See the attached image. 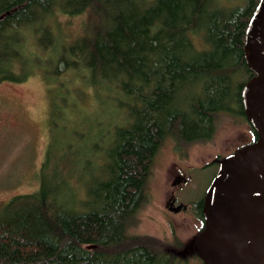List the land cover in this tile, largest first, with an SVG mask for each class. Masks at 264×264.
<instances>
[{"label": "trees", "instance_id": "obj_1", "mask_svg": "<svg viewBox=\"0 0 264 264\" xmlns=\"http://www.w3.org/2000/svg\"><path fill=\"white\" fill-rule=\"evenodd\" d=\"M231 1L0 0V82H24L31 72L23 67L36 61L34 52L55 51L40 72L45 82L48 75L61 86L55 64L62 61L64 71L88 80L90 89L94 77L107 82L122 97L111 105L125 112L114 122L99 179L82 190L72 189L67 176H41L34 191L0 207V264L182 262L159 242L128 230L164 138L205 142L217 113L242 114L239 91L252 77L242 59L243 31L257 0ZM83 11L101 17L104 27L66 44L56 15ZM58 102L63 110L76 108L75 100Z\"/></svg>", "mask_w": 264, "mask_h": 264}, {"label": "rangeland", "instance_id": "obj_2", "mask_svg": "<svg viewBox=\"0 0 264 264\" xmlns=\"http://www.w3.org/2000/svg\"><path fill=\"white\" fill-rule=\"evenodd\" d=\"M228 3L232 6L236 2ZM55 23L66 44L104 27L102 18L92 11L76 15L61 13L56 15ZM26 44L29 51L33 50L30 41ZM33 55L36 61L23 67V71L31 72L24 82H0V207L13 196L34 191L41 176L48 179L58 174L67 176L71 188L82 190L88 182L90 185L92 180L99 179L97 168L114 122L125 115L122 108L111 105L112 100L119 101L122 97L104 80L92 78L90 89L88 80L78 82V75L64 71V62L58 61L55 64L59 71L57 81L61 82L58 88L47 79L50 76L45 77L46 83L40 73L47 69L44 61L55 60L56 52L46 55L35 51ZM59 98L60 101L64 98L67 104L75 100L76 108L70 110L71 105H66L63 110ZM236 124L237 127L232 114L220 112L214 117L213 133L208 141L183 143L173 137L164 138L152 156L144 183V201L129 234L159 242L164 250L180 256L179 264H199L191 254L197 223L190 214L169 213L164 208L165 200L172 190L180 200L197 199L210 175L200 167L228 154L236 138L239 139V131L247 130L244 123ZM46 153L49 162L41 170ZM177 172L189 177L182 188L189 187L180 194V189L171 185Z\"/></svg>", "mask_w": 264, "mask_h": 264}, {"label": "water", "instance_id": "obj_3", "mask_svg": "<svg viewBox=\"0 0 264 264\" xmlns=\"http://www.w3.org/2000/svg\"><path fill=\"white\" fill-rule=\"evenodd\" d=\"M252 73L239 91L252 143L222 157L201 204L202 228L191 244L201 264H264V0H257L242 39Z\"/></svg>", "mask_w": 264, "mask_h": 264}, {"label": "flooded vegetation", "instance_id": "obj_4", "mask_svg": "<svg viewBox=\"0 0 264 264\" xmlns=\"http://www.w3.org/2000/svg\"><path fill=\"white\" fill-rule=\"evenodd\" d=\"M239 105H240V99H239ZM233 112L231 111V113H228V114H232L233 123H234L235 127H237L236 123H237V121H239V122H242V123H244L246 125L247 130L239 131V134H238L239 139L236 138V143H235L234 146H232L230 148L231 150H230V152L228 154L232 153L233 151H235L236 149L242 147L243 145L252 143L254 141V139H255V133L252 131V129L247 124L246 120L244 119L243 112H242V114H239V112L236 111V110L233 111ZM236 112H238V113L236 114ZM211 136H212V134H211ZM211 136H210V138H211ZM226 155H227V153L224 156H226ZM224 156H217L214 160L209 161V162L205 163L202 167H200L202 170H208L210 175H209L208 180L204 184L203 188L201 189V191H200V193H199V195H198L196 200H194V201L187 200L186 201V200H184L182 198L180 200L179 198H177L175 196L174 190H172V192H169V194H168V196H167V198L165 200L164 208L169 213H172V214H178V213L190 214L192 219L197 223L196 235L201 230L203 222H202V215H201V221H199L196 218L195 213L197 212V210L195 209V206L198 203H200L199 206H200V214H201V204H202V197H203L204 191H205L206 187L208 186L211 178L213 177V175H214V173L216 171L218 161ZM213 162H216V168H213V165H212ZM176 174H177V176L174 178V181L171 183V185H172V187L177 186L180 189V192H179V194H180L181 192L187 190V188L189 187L188 186V187H186L184 189L182 188L183 186H185L186 182L189 181V177H187L188 178L187 179L184 172H181V173L177 172ZM189 185H190V183H189ZM179 196L181 197V195H179ZM200 264H201V262H200Z\"/></svg>", "mask_w": 264, "mask_h": 264}]
</instances>
